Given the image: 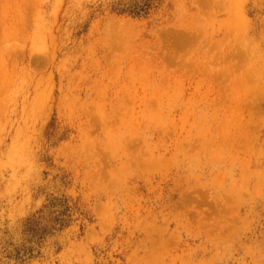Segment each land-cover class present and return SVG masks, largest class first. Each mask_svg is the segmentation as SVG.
<instances>
[{
  "label": "rangeland",
  "instance_id": "rangeland-1",
  "mask_svg": "<svg viewBox=\"0 0 264 264\" xmlns=\"http://www.w3.org/2000/svg\"><path fill=\"white\" fill-rule=\"evenodd\" d=\"M0 0V264H264V0Z\"/></svg>",
  "mask_w": 264,
  "mask_h": 264
},
{
  "label": "bare ground",
  "instance_id": "bare-ground-1",
  "mask_svg": "<svg viewBox=\"0 0 264 264\" xmlns=\"http://www.w3.org/2000/svg\"><path fill=\"white\" fill-rule=\"evenodd\" d=\"M50 0H36V4L37 5H41V6H44L46 5L47 3H49ZM67 0H55V8H59L62 6L63 2H66ZM73 1H82V0H73Z\"/></svg>",
  "mask_w": 264,
  "mask_h": 264
}]
</instances>
